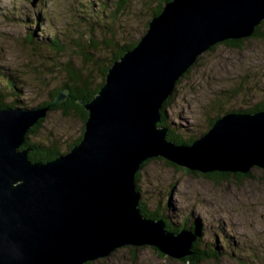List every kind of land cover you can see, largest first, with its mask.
I'll return each instance as SVG.
<instances>
[{
  "label": "water",
  "instance_id": "water-1",
  "mask_svg": "<svg viewBox=\"0 0 264 264\" xmlns=\"http://www.w3.org/2000/svg\"><path fill=\"white\" fill-rule=\"evenodd\" d=\"M263 21L264 0L169 1L93 99L79 101L81 141L51 161L31 162L23 146L67 92L46 107L0 108V264H87L126 246L188 257L192 234L142 216L136 174L157 158L202 174L264 170V111L224 115L190 144L160 125L163 103L197 59L250 38Z\"/></svg>",
  "mask_w": 264,
  "mask_h": 264
},
{
  "label": "rangeland",
  "instance_id": "rangeland-1",
  "mask_svg": "<svg viewBox=\"0 0 264 264\" xmlns=\"http://www.w3.org/2000/svg\"><path fill=\"white\" fill-rule=\"evenodd\" d=\"M93 1L96 0H37L32 7V0H0V73L16 83L15 97L11 99H17L19 107L33 108L47 101L49 95L67 80V68L90 75L93 86L99 84V71L107 65L102 61L108 58L110 51L97 50L92 60L83 62L71 42L79 37L80 43L88 45L82 29L83 24L91 22L81 20L83 13L80 10L85 4L92 7L90 2ZM132 2L138 20L128 28L126 38L136 37L133 39L136 42L149 15L141 0ZM26 18L32 22L36 18L40 20L41 25L34 23L36 29L39 26L40 39L56 34L68 41L62 42L65 53L52 56L49 50H34L36 47L25 39L27 33L22 21ZM262 29L264 31V26ZM101 40L100 37L98 41L101 43ZM241 40L236 46L220 43L213 51L204 52L192 70L180 78L166 114L168 124L182 139L200 136V132L206 131L207 120L217 114L215 100L224 95L225 89L236 90L243 82L248 86L245 96L237 97L227 105L230 109H248L264 101V38ZM84 49L90 51L86 46ZM4 80L5 77L0 75L2 87L6 85ZM54 107L48 110L40 127L29 135L28 140L52 145L61 154L80 137L84 123L73 108L63 111ZM229 174L224 178L208 177L169 165L159 158L151 159L139 171L137 186L146 210H159L161 216L164 210L171 216L177 214L175 222L183 215H191L192 220L196 217L205 224L204 241L215 242L221 256L199 264H238V258H247L252 251L264 249V170L252 168L245 178ZM90 264L184 263L170 260L149 246H126Z\"/></svg>",
  "mask_w": 264,
  "mask_h": 264
},
{
  "label": "trees",
  "instance_id": "trees-1",
  "mask_svg": "<svg viewBox=\"0 0 264 264\" xmlns=\"http://www.w3.org/2000/svg\"><path fill=\"white\" fill-rule=\"evenodd\" d=\"M133 0H113L112 2L110 0H96L93 2H90L89 6L87 4L82 5L83 9L80 10L81 13H83V18L81 20L84 21H90L91 23L88 25L83 24L85 27L82 29L84 31V36L86 37V41L88 42V45L84 42L80 43V38L77 37L71 42L73 43V46L75 49H77L80 52L82 61L85 62L86 60L90 61L95 56V53L97 50L104 49L106 51H110V55L107 56L106 60L102 62H106L107 65L103 67L101 71H99L100 74V82L96 86H93V82L91 80L90 75H83L79 71H74L72 68H67L66 72L68 74L67 80L62 83V85L57 88L54 92H52L49 95V98L47 101H44L43 103L39 104L36 107H46L51 104V102L56 98L58 94H60L63 91L67 92V99L58 105H55V109L60 110H66L67 108H73L75 111H77L82 119L83 123H85L87 118V112L82 108V106L79 104V101L83 102H89L93 99V97L96 95V93L99 91L100 87L104 84L105 76L108 71V69L111 67V65L117 61L126 51L129 49H132L136 42L133 40L136 37H132L131 39L126 38L128 33V28H132L134 26V23L138 20L137 13L133 11L132 2ZM171 0H141L143 8H147V15L148 18L145 21L144 29L142 31H139V34L142 36L148 29V24L152 17L158 15L161 13L164 5L168 3ZM16 9H14L13 13H15ZM19 15V14H18ZM23 16V15H20ZM26 17V16H24ZM23 24L26 27V36L25 39L27 40V43L31 45L34 50H39L40 52L43 50H49V54H53L52 56L59 55L61 53H65V45H62V42L68 43V41H65V39H61L58 37V35H53L51 38L44 37L43 39H40L39 32V26L38 29L34 27V23L41 25V22L38 18L35 19V22H32L29 19H25L22 21ZM95 27H98L99 30H96ZM102 24V25H101ZM264 21L255 28L251 38H264V31H263ZM33 27V29H32ZM98 34V36L96 35ZM66 37V35H63ZM140 36V37H141ZM102 38L101 43L98 41L99 38ZM127 40V42H125ZM85 41V42H86ZM242 40H230L223 42L226 46H236L238 45ZM70 44V42H69ZM219 45V44H218ZM218 45L213 46L210 51H213L215 47ZM86 46L87 49H90V51H86L84 47ZM38 47V49H37ZM39 47H43L40 48ZM90 52V54H89ZM57 59V58H56ZM99 59V58H98ZM59 61V59H58ZM198 61V60H197ZM196 61V62H197ZM60 64V63H59ZM196 64V63H195ZM194 64V65H195ZM192 65L188 71L185 74H188L192 68L194 67ZM56 66V65H53ZM61 67V68H60ZM60 71H62V66L60 64L59 66ZM50 72H52V69H49ZM2 77H5L4 82H6V85L4 87L0 86V108L4 107H19V102L17 99H11L12 97H15L13 94L15 92V84L11 80H8L7 75L0 73ZM179 84V81L176 83V86ZM241 86L237 87L236 90L229 91L231 89H225L226 92L223 93L224 95L221 97H217L215 100V104L217 105V114L214 115V117L209 118L207 120V132L215 123L216 120H218L220 117L227 115V114H253L256 112L264 111V101H260L259 103H255L251 108L248 109H230L227 108V105H229L233 100H236L237 97L245 96L246 91H248V86H244L245 82L239 84ZM175 86V88H176ZM246 87V88H245ZM14 88V89H13ZM231 88V87H230ZM13 89V92L12 90ZM233 89V88H232ZM175 91V89H174ZM170 97H168L165 102L163 103V106L160 110V125L165 126L168 128V138L173 140L177 144H190L195 139L199 137L194 136L187 140L182 139L175 131L170 127L168 124V118L166 111L167 109L172 105L173 103V94ZM220 93V92H219ZM214 102L211 104L213 106ZM20 108H28L20 107ZM225 108L226 110H224ZM43 120H40L34 127H32L29 130L28 135L26 136V142L23 146L24 149L29 150L28 153V159L31 162L41 161V162H47L55 159L57 156L61 154L67 153L72 147L77 145L82 138V133L80 137L75 141L71 146H69L67 152L65 153H58L59 151L54 146H44L40 143H32L28 140V137L30 134L36 133L38 128L40 127ZM204 132V133H205ZM203 132H200V134H204ZM150 160L146 161L142 166L141 169L145 167V165L148 164ZM167 162V161H166ZM167 164L175 166L169 162ZM178 167V166H177ZM140 169V170H141ZM139 170V171H140ZM229 173H209L205 176L208 177H220L224 178L229 176ZM237 177H248L249 172L247 174H235ZM139 172L136 174V186L139 182ZM137 189L139 191V188L137 186ZM139 209L141 211V214L144 218L150 219V220H162L165 229L168 232H171L173 234H179L181 231H188L190 234L194 236V242L191 246L190 252L191 254L184 258L181 262L184 264H199L200 262L206 261L208 259H217L220 255V248H218L217 244L215 242H212L211 244L205 243V234L207 232V228L205 224L200 221L198 218L195 217V219L191 215H183L179 218L177 222L176 216L177 214L171 216V214H167L166 210L163 211V215L161 216L158 212L153 211L149 212L144 208V206L141 203V200L139 202ZM155 250V249H154ZM156 251V250H155ZM223 252V251H222ZM227 253V252H226ZM251 256H248L247 258H238V264H264V249H261L259 251H252L250 254ZM90 264V263H87Z\"/></svg>",
  "mask_w": 264,
  "mask_h": 264
},
{
  "label": "bare ground",
  "instance_id": "bare-ground-1",
  "mask_svg": "<svg viewBox=\"0 0 264 264\" xmlns=\"http://www.w3.org/2000/svg\"><path fill=\"white\" fill-rule=\"evenodd\" d=\"M137 187V186H136Z\"/></svg>",
  "mask_w": 264,
  "mask_h": 264
}]
</instances>
